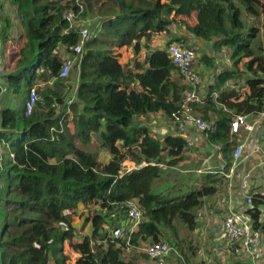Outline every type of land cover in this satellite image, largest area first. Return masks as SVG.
I'll list each match as a JSON object with an SVG mask.
<instances>
[{
    "label": "trees",
    "instance_id": "1",
    "mask_svg": "<svg viewBox=\"0 0 264 264\" xmlns=\"http://www.w3.org/2000/svg\"><path fill=\"white\" fill-rule=\"evenodd\" d=\"M71 1L63 5L60 0H11L25 42L14 69L0 75V93L5 84L7 92L24 98L19 106L1 105L0 140L11 145L15 156L0 162L6 192L13 193L0 203V264H51V256L56 264H135L123 256L128 247L134 249L142 240H161L164 229L176 232L179 221L195 230L196 209L204 196L217 192V180L176 195L155 192L156 181L165 173L161 164L175 167L187 158L186 140L175 133L154 136L139 119L158 113L173 119L181 108L187 85L174 77L176 66L170 53L151 48L155 34L171 32L172 24L184 26L189 34H173L169 44L192 46L187 41L194 35L214 42L216 48H230L236 67L249 59L244 64L252 75L244 81L245 91L239 87L241 76L236 69H222L209 84L204 102L194 105L205 119L216 116L217 128L207 138L212 145L222 146L229 166L238 142L237 134L231 133L234 116L264 111V45L260 28L246 19L264 15V0L103 1L96 11L99 18L90 23L93 35L83 54L73 50L80 33L68 31L62 16ZM82 1L83 16L100 2ZM193 12L194 25L176 18ZM10 17L5 11L2 14L6 25L0 32V64L1 44L12 27ZM62 46L78 58L80 81L71 104L72 71L66 78L59 76ZM123 46H132L137 54L146 49L143 60L134 66L120 63L116 48ZM39 83L43 99L25 117L23 88L28 91ZM56 102L61 104L59 110ZM70 122L74 131L68 127ZM100 150L110 154L108 161L100 159ZM127 161L134 168L125 169ZM262 196L255 195L252 205L241 207L256 227L262 225ZM128 199H136L144 214L129 245L122 238H110L108 228L115 222L110 214L117 211V203ZM80 203L97 208L77 228L72 220L83 216ZM90 222L91 235L84 233ZM65 243L79 253L74 263H68Z\"/></svg>",
    "mask_w": 264,
    "mask_h": 264
},
{
    "label": "built area",
    "instance_id": "2",
    "mask_svg": "<svg viewBox=\"0 0 264 264\" xmlns=\"http://www.w3.org/2000/svg\"><path fill=\"white\" fill-rule=\"evenodd\" d=\"M72 6L66 8L63 11V19L68 22V31L76 29L80 33V39L73 50L77 54H83L86 44L91 39L93 32L90 24L85 20L83 12L85 6L82 0H72ZM18 17V14H14ZM20 20V19H19ZM2 23V15L0 13V26ZM127 47V46H124ZM132 47V46H131ZM116 48V54L120 59L122 52ZM163 49H166L176 66V72L182 79L187 87L184 90V99L181 104L180 110L174 114V126L176 127L175 134L183 135L186 140L187 150H192L194 147L199 146L202 149H207L208 153L215 154L219 158L216 162V167L213 169V163L210 161L211 156L204 162L203 166L197 170L200 174L211 173L217 171V174L222 176L228 182V189L231 191L233 188V178L238 177L241 180V194L246 198V203L243 208L246 209L253 204L255 195H258L256 191H250L249 188L250 178L252 177L251 171L246 170V162L254 156L255 151L259 147H254V142L248 143L247 140L238 141L234 145L232 151V161L229 166L225 161L222 153L221 145H212L207 138V134L210 131L216 130V116L215 119L207 120L202 115H198L195 112V104L203 103L206 97L209 95V86L205 84L202 77V70L198 66V52L196 47L188 46L184 43L173 42ZM142 53L144 51L142 50ZM75 65V60L71 56L64 58V62L61 66L59 76L66 78L72 68ZM78 86L73 91L69 104L76 99ZM8 91L7 85L2 84L1 92ZM213 97L218 96V93H213ZM42 96L39 93V87L37 85L31 87L24 100V115L30 116L37 103L42 101ZM54 106L59 110L61 104L56 102ZM70 112L71 108H67ZM1 112V104H0ZM264 116V111L261 112ZM263 118H259L253 123L248 122L247 115L238 114L234 116L231 122V133L240 134L243 130L251 132L253 139L257 140L260 137L264 141V128L262 129ZM0 126V130H1ZM54 131V128H52ZM195 132L193 134L192 132ZM250 133V134H251ZM250 137V136H249ZM232 138L231 141H233ZM253 140V141H254ZM8 147V144H3ZM5 149V148H4ZM264 154V145L260 147ZM2 149H0V159H2ZM9 155L14 157L15 154L10 150ZM145 162L143 165H146ZM162 167L165 165L161 164ZM239 167L240 170H237ZM230 207L223 223V233L228 242V246L232 256L237 264H264V200L261 206L260 221L262 225L260 227L255 226V221L251 215L246 214L244 209L233 208L236 207L233 200L228 202ZM118 213L113 218L115 222L108 225L109 237L112 239L122 238L129 245L131 241V235L136 231L144 218L143 211L136 199H128L117 203ZM131 247L127 248V251ZM145 252L148 255L152 264H169V261L173 256L179 254V251L174 243L168 240L154 241L145 248Z\"/></svg>",
    "mask_w": 264,
    "mask_h": 264
},
{
    "label": "rangeland",
    "instance_id": "3",
    "mask_svg": "<svg viewBox=\"0 0 264 264\" xmlns=\"http://www.w3.org/2000/svg\"><path fill=\"white\" fill-rule=\"evenodd\" d=\"M108 1V0H100L98 6L95 7L94 11H89L88 16H84L85 20L90 24L91 22L95 21L96 18H99L98 11L102 2ZM60 2L65 5L69 3V0H60ZM108 3V2H107ZM72 4V1H71ZM13 5L11 3V0H0V13L1 15L4 13L2 11L3 7L6 8H12ZM5 9V10H6ZM6 10V11H7ZM11 14V21H12V27L9 30V33L12 35V39L2 42L1 44V64H0V72L7 73L14 69L16 66V56L18 52L21 50V47L24 44L22 31H24V28L21 25V22L19 20V17H16L13 14V10H8ZM178 21H186L187 23H190L191 25L196 24L197 18L196 13L193 12L190 16H176ZM247 22L252 25H257L260 30V36L259 39L261 40V44L264 45V17H261L259 19L254 20L253 18L246 17ZM253 19V20H252ZM5 23H1L0 26V32L3 31V26H5ZM171 32H161L158 34H155V37H153V41L151 43L152 49H159L163 44L167 46L169 44V41L172 39V34H174L175 30H178L180 32H186L187 29L184 26H179L177 23L171 25ZM14 33V36H13ZM17 39H14L16 38ZM187 44H193L190 39H188ZM214 45V42L213 44ZM199 46V44H198ZM192 47H196L195 45H192ZM133 49V47H131ZM131 49V50H132ZM214 49V50H213ZM209 51V48H197L198 52V66L201 67L204 66L207 71L216 70L220 67L222 69L226 68H233L236 69L241 76L240 81V89L245 88L242 87L244 85V81H246V77L252 75L248 72L245 62L249 60L248 58L243 59V61L238 65V67L234 66L233 59H232V50L228 47L222 46L220 48L211 47ZM60 52L63 54V56H67L66 50L64 46L60 47ZM264 52V51H263ZM133 54V55H131ZM127 59L128 63L126 62V58H122L120 63L124 65H130L134 66L136 62L142 61L144 55L135 53L134 49L132 51L127 52ZM68 56L73 57L75 60V65L73 69L71 70L72 79L70 81L71 90H69V97L73 96V89L74 84L77 82V77L79 76V70H78V58L76 56H73V54L68 53ZM221 63H220V62ZM9 66V68L7 67ZM7 67V68H6ZM202 68V77L203 80H206V71L205 68ZM3 69V70H2ZM176 75L179 76V74L175 71ZM4 82L3 80H1ZM215 82V80H214ZM5 83V82H4ZM206 83V82H205ZM236 83V82H235ZM236 85V84H235ZM39 88L43 87L42 84H37ZM238 87V86H237ZM242 91H245L242 90ZM27 88H23V95H27ZM24 96H17L16 94H12L10 92H4L0 93V104L4 103H10L14 100L15 106H19L22 102V99ZM70 100H68L69 103ZM13 104V103H12ZM196 114L202 115L200 111L197 109L195 110ZM70 117L74 114L73 109L69 112ZM203 116V115H202ZM155 119L157 122H163L166 121L167 124L172 123L174 124V120L165 118L164 115H156ZM214 118V115L212 117ZM153 122V121H152ZM68 127L71 131H74V124L72 122L69 123ZM157 129V125H156ZM17 139V138H15ZM92 141L94 142V138H92ZM7 144V143H4ZM234 147V146H233ZM5 148V149H4ZM1 145L0 143V149H2V158L9 159V153H10V147ZM200 147L196 146L193 148V150H199ZM207 153V152H206ZM211 153V152H209ZM217 155V152H216ZM219 157V156H218ZM100 159L102 161H107L110 159V154L108 152H105L104 150H100ZM219 158H217L218 160ZM0 162L2 160L0 159ZM262 161L257 160L256 163H261ZM4 163V162H3ZM255 163V164H256ZM203 159L199 158L198 161H192L187 164H183L182 162L179 163L175 167H168L164 166L162 168L165 169V173L163 174V177L156 181V184L153 187V190L155 192H170L172 194H180L182 192H185L187 190H190L191 188L199 187L204 184H210L212 179L217 180V192L212 195H206L203 197L202 204L196 209L197 214V225L195 230L191 231L189 230L182 222H177V230L176 232L169 229H164V232L162 233L161 240H168L174 243L179 251V254L173 256L171 260L169 261V264H237L235 259L229 249L228 242L224 236L221 235V231L223 228V223L225 220V217L227 213L230 210V207L228 205V197L229 192L224 188L225 181L222 180L220 177L218 178H205L204 174H200L202 176H199V173L197 170L203 166ZM3 164H1V167ZM134 168V164L132 162H126L125 169H132ZM187 168H190L192 171L188 172ZM5 169V168H2ZM7 170V168H6ZM5 171V170H4ZM4 174L6 172H3ZM219 175V174H217ZM256 183V181L254 180ZM255 190H258L260 187H255ZM11 198L13 196V193L6 192V184L1 180L0 177V203H3V199L5 201L6 197ZM245 197L243 195H239L238 197V203L240 201H244ZM97 206L94 205H84V204H78V210L83 212V216L86 217L90 213L91 210L96 209ZM233 208H241V206H236ZM118 211H114V213H111L110 217L113 219ZM74 221V222H73ZM84 220L77 219V217H74L72 220V225L77 228H82ZM87 228V227H86ZM84 229V233L86 230L90 231V228ZM83 232V231H82ZM153 241H140L139 245L136 246V248H130L128 251H125V254L123 255L127 260H134L135 264H152L148 255L145 252V248L151 244ZM64 253L66 255H69V261L68 263H74L76 259L78 258V255L75 254V251L73 252V249L68 243L64 244ZM75 259V260H74ZM51 264H56L55 258L51 256Z\"/></svg>",
    "mask_w": 264,
    "mask_h": 264
},
{
    "label": "crops",
    "instance_id": "4",
    "mask_svg": "<svg viewBox=\"0 0 264 264\" xmlns=\"http://www.w3.org/2000/svg\"><path fill=\"white\" fill-rule=\"evenodd\" d=\"M12 6V8H8V10H13V14H17L16 13V9H17V7L15 6V5H11ZM6 8H7V6H6ZM5 7H3V9H2V11H5V12H7L8 14L10 13L7 9H6ZM7 11H6V10ZM11 15V14H10ZM262 17H264V15L262 16ZM196 23H197V21H196ZM24 31H22V33H23ZM174 34H178L179 36H181L180 34H182V35H187V34H189V33H187V32H180V31H178V30H175L174 31ZM173 35V34H172ZM13 36H14V33H13ZM155 37V36H154ZM173 37V36H172ZM10 39H12V35L9 33V38H8V40H10ZM14 39H17V37L16 38H14ZM190 40L192 41V43H193V45H195L196 46V48H198L199 49V46H200V48H209V51H213V50H210V48L211 47H213L214 48V45H212L213 44V42H209V41H206V40H204V39H201V38H197V37H195L194 35H192L191 36V38H190ZM198 44H199V46H198ZM165 47V44H163L162 46H161V48L163 49ZM132 48H131V46H127V47H120V49H119V51H121L122 52V54H121V57H120V59H118L120 62H122L121 61V59L122 58H126V62L128 63V59H127V52L128 51H132L131 50ZM143 51H144V53H142L141 52V54L142 55H144L145 54V52H146V49H143ZM131 55H133V54H131ZM67 56H68V53H67ZM66 55L65 56H63V59L64 58H66L67 57ZM220 62V61H219ZM221 63V62H220ZM204 66H202L201 65V70H202V68H203ZM205 68V67H204ZM73 69V68H72ZM3 70V69H2ZM205 70L206 71H204V72H206V80H205V84H207L208 86H209V84L210 83H213L214 82V80H215V75H217L221 70H222V68L220 67V70L219 69H217V71L216 70H209V71H207V69L205 68ZM202 72H203V70H202ZM4 74V73H3ZM2 74V72H0V75H3ZM174 77L175 78H179L180 80H182L178 75H176V73H174ZM79 76L77 77V82H75L74 84H76V86H78L79 85ZM52 83H53V81H51L50 83H49V85H52ZM75 86V87H76ZM245 88H242L241 90H244ZM13 103V104H12ZM11 104L13 105V106H15L16 104H15V102H14V100H12L11 101ZM2 105V104H1ZM156 115H164L163 113H158V114H150V115H147V116H141L139 119H140V121L142 122V123H146L149 127H150V130H151V134L152 135H154V136H156V135H165V134H171V133H176V127L174 126V124H172V123H169V124H167L166 123V121H163V122H157V120L155 119V117H156ZM164 117L165 118H167L165 115H164ZM259 118H263V123H262V129L264 128V116L262 115V113H259V114H249V115H247V120H248V122H250V123H253L254 121H256L257 119H259ZM153 121V122H152ZM156 125H157V129H156ZM193 134H195L196 136H197V134L193 131L192 132ZM251 133V132H250ZM249 132H247V131H245V130H243L240 134H238L237 135V141H243V140H247L248 141V143H253L254 142V144H255V146L254 147H259L256 151H255V153H254V156L253 157H251L247 162H246V170L247 171H251V175H252V177L250 178V184H251V186H250V188H249V190L250 191H256L257 193H258V195H263L262 196V199L264 200V154H263V152H262V150H260V147L262 146V145H264V141H262L261 139H260V137H257V140H254L253 139V136H252V133L250 134ZM250 136V137H249ZM254 140V141H253ZM7 141L6 140H0V143H1V145H3L4 143H6ZM251 143V144H252ZM10 148H11V145H10ZM11 150V149H10ZM207 152V153H206ZM211 154L212 153H208V150L207 149H202V147H200V149L199 150H189V151H187V154H186V159L182 162L183 164H187V163H190V162H192V161H198L199 160V158H202L203 159V163L211 156ZM213 156L211 157V159H210V161L213 163V169L216 167V162H217V155H216V153L215 154H212ZM257 160H259V161H262L261 163H256L257 162ZM108 161V160H107ZM127 162H129V161H127ZM256 163V164H255ZM237 170H240L239 169V167L237 168ZM187 171L188 172H191L192 170L190 169V168H187ZM208 174H210V175H212V178H218V177H220L222 180H224L225 181V183H224V188L229 192V197H228V202H230V200H233L234 201V203H235V205L236 206H241V207H243V205L244 204H247L246 203V198H245V200L244 201H240L239 203H238V197H239V195H242L241 194V189H240V186H241V180L238 178V177H235V178H233V188L231 189V191L228 189V182L226 181V179L225 178H223L222 176H220V175H217V171H213V172H211V173H205L204 174V177L205 176H208ZM199 176H202V175H199ZM254 180L256 181V183L254 182ZM216 186H217V184H216ZM254 186L255 187H260L258 190H255V188H254ZM80 204H83V203H80ZM85 205V204H84ZM91 206V205H90ZM262 206V205H261ZM77 217V219H80V220H84L85 221V218L86 217H84V216H76ZM83 221V222H84ZM87 228H90V231H88V230H86V232L85 233H87V234H89V235H91L92 234V222H90L87 226H86ZM86 228V229H87ZM221 235L222 236H224V233H223V228H222V231H221ZM225 237V236H224ZM73 252H74V250H73ZM75 254L76 255H78L79 256V253H77V252H75ZM75 260V259H74ZM237 263V262H236Z\"/></svg>",
    "mask_w": 264,
    "mask_h": 264
},
{
    "label": "clouds",
    "instance_id": "5",
    "mask_svg": "<svg viewBox=\"0 0 264 264\" xmlns=\"http://www.w3.org/2000/svg\"><path fill=\"white\" fill-rule=\"evenodd\" d=\"M3 141V140H2ZM8 145H9V147H10V144L8 143V142H6ZM12 150V149H11Z\"/></svg>",
    "mask_w": 264,
    "mask_h": 264
}]
</instances>
